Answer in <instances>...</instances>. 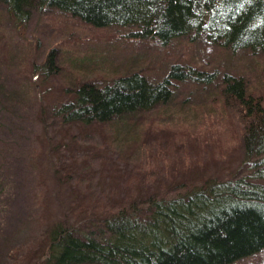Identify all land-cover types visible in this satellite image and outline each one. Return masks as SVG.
Masks as SVG:
<instances>
[{
  "label": "trees",
  "instance_id": "16d2710c",
  "mask_svg": "<svg viewBox=\"0 0 264 264\" xmlns=\"http://www.w3.org/2000/svg\"><path fill=\"white\" fill-rule=\"evenodd\" d=\"M42 9L163 48L186 36L189 43L203 38L231 54H264V0H0V21L22 32ZM6 44L0 34V61L8 55ZM35 51L24 57L31 81L58 77L59 48L51 47L41 62ZM217 76L216 70L180 62L156 81L137 70L104 83L75 75L55 113L68 126L105 125L135 115L152 122L150 113L171 99L177 83L211 84ZM216 91L227 117L223 124L240 149L235 172L222 180L207 175L205 165L217 162L211 146L199 145L184 130L148 122L146 134L155 138L147 143L142 136L145 164L134 172L109 161L105 184L70 206L76 221L47 223L37 245L12 250L13 263L234 264L264 251V87L227 71Z\"/></svg>",
  "mask_w": 264,
  "mask_h": 264
},
{
  "label": "rangeland",
  "instance_id": "374dc122",
  "mask_svg": "<svg viewBox=\"0 0 264 264\" xmlns=\"http://www.w3.org/2000/svg\"><path fill=\"white\" fill-rule=\"evenodd\" d=\"M0 26L8 54L0 61V264H14L13 249L37 245L47 223H74L70 206L81 195L97 192L99 182L107 180L102 175L107 165L135 172L145 164L143 137L147 143L155 138L146 134L148 122L184 130L187 137L198 138L199 145L211 146L217 162L205 165L207 175L222 180L238 169L240 149L223 124L227 117L216 85L229 71L244 75L252 86L264 87V54H231L203 38L189 43L186 36L164 48L151 41H129L118 30L96 29L46 9L33 12L22 32L7 22L0 21ZM54 46L59 48L58 77H39L34 84L25 71V55L34 47L35 59L41 62ZM175 62L216 70L217 79L211 84L177 83L171 99L150 113L152 122L135 115L105 125L59 123L55 109L66 99L65 87L75 75L104 83L137 70L156 81ZM187 137L179 139L185 142ZM234 264H264V251Z\"/></svg>",
  "mask_w": 264,
  "mask_h": 264
}]
</instances>
